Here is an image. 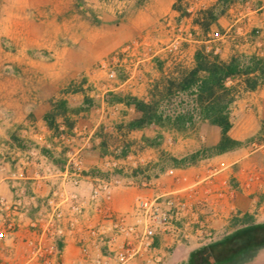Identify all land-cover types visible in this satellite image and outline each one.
<instances>
[{
  "label": "crops",
  "instance_id": "1",
  "mask_svg": "<svg viewBox=\"0 0 264 264\" xmlns=\"http://www.w3.org/2000/svg\"><path fill=\"white\" fill-rule=\"evenodd\" d=\"M176 1L148 0L144 11L147 24H158L159 34L168 42L173 40L169 36L174 34L173 22L186 25L188 44L178 53L177 62L193 66L195 54L203 46L223 60L238 53L264 56V0H235L207 36L194 19L218 0H184L191 17H181L174 10ZM69 3L0 0V198L4 200L0 230L8 219L17 225L12 236L0 238V264H116L112 251L122 249L129 239L137 250L141 245L135 235L127 237L115 231V218L124 217L127 226L143 233L149 217L138 206L144 200L157 201L172 212L178 234H160L150 252L138 254L127 264L177 262L212 239L201 231L203 225H208L214 238L226 231L236 216L251 214L264 221V140L256 150L248 147L188 168L168 169L149 182L142 181V185V179L114 175L105 179L91 174L97 170L114 173L111 153L129 139L141 145L144 137L156 135V129L151 128L130 133L119 130L138 113L125 104L106 102V94L125 92L148 100L151 86L173 71L177 62L172 61L177 58L169 52H157L149 58L154 62L147 60L144 69L131 78L112 77L102 61L126 39L95 32L86 35L84 23L77 22L72 27L64 24L58 31L47 30L52 41L48 54L57 60L38 61L30 53L32 41L38 37L32 28V8L42 9L45 21L53 23L68 14ZM166 16L172 23L164 26L160 20ZM142 30L134 22L127 36L132 38ZM60 38L70 43L57 47ZM70 85L83 92L63 95ZM86 96L95 99L97 105L87 112L68 114L75 124L73 130L69 131L62 118L58 120L61 134L48 127L45 116L55 100L64 98L71 108H79ZM235 105L238 107L233 108L232 116L236 110L241 119L230 136L245 141L262 133L264 138V85L244 94ZM163 133L162 150L170 136L177 140L173 150L169 149L173 152H186L179 143H195L192 139L200 134L206 146L218 144L221 138L220 129L209 124H203L192 138L172 131ZM144 153L152 155L153 161L147 164L160 159L157 149H145ZM78 154L83 161V178L71 168ZM102 180L109 188L94 195L88 187Z\"/></svg>",
  "mask_w": 264,
  "mask_h": 264
},
{
  "label": "trees",
  "instance_id": "2",
  "mask_svg": "<svg viewBox=\"0 0 264 264\" xmlns=\"http://www.w3.org/2000/svg\"><path fill=\"white\" fill-rule=\"evenodd\" d=\"M177 0L174 10L181 17L192 14L183 3ZM78 9L86 6L85 0H77ZM148 0H139L136 7L144 6ZM235 0H218L217 5L203 9L194 19V24L207 36L213 25L218 24ZM92 23L102 26L103 21L93 15ZM264 85V56L260 54L238 53L229 60H223L214 50L206 46L197 50L194 65L191 67L178 64L174 70L156 81L149 89L148 100L132 95H121L109 92L106 102L125 104L134 108L138 116L119 130L126 132L156 129L152 138L142 139V149L160 151L158 162L138 167L131 173L123 171L114 173L93 171L91 174L110 179L127 177L149 182L168 169L188 168L216 156L232 153L240 149L262 143V133L245 141L230 136L234 127L233 107L242 96L255 92ZM83 92L76 85H70L62 94ZM97 105L95 99L85 97L79 108H71L69 102L60 98L52 103V110L45 116L48 127L56 134H61L58 120L73 130L75 124L68 114H80L90 111ZM203 124L220 129L221 138L214 146H204L182 157H176L162 150L165 141L164 131L176 132L183 136L200 131ZM104 145V143H102ZM132 144L127 143L118 150L117 158H126L130 154ZM173 264H264V221H258L251 214L236 216L230 227L200 247L188 252Z\"/></svg>",
  "mask_w": 264,
  "mask_h": 264
},
{
  "label": "rangeland",
  "instance_id": "3",
  "mask_svg": "<svg viewBox=\"0 0 264 264\" xmlns=\"http://www.w3.org/2000/svg\"><path fill=\"white\" fill-rule=\"evenodd\" d=\"M69 12L68 14L59 16L56 21L51 23L50 21L46 22L44 14L45 12L42 9H33L32 8V28L36 30L37 36L32 41V50H31V56L36 58L38 61H41L42 63H52L57 60L56 56H52L48 54V50L52 47V41L49 36L46 35V31L55 30L58 31L64 27V24H67L68 26L72 27L73 25H76L77 22L79 24L82 22L84 23L83 30L86 32V35H92V32L97 33L98 35H101L102 37H112L116 36L119 39H126L124 44L116 49L110 56L105 58L102 61V64L107 61L115 52L127 47V46H134L136 48L134 56L130 57L128 62L126 63V67L129 69L127 73L124 71L120 72V75L124 79L131 78L133 74L139 73L141 69H144V64H148L149 60L154 62L151 58L153 55H155L157 52L159 53H166L169 52L170 54H174L173 59L177 58V62L179 60L180 54H178L180 51L184 50L186 48L187 37L188 33L186 31V25L184 26L180 22L172 23L171 17L166 16L165 18L161 19L160 22L164 26L168 25L169 23H172L171 26L175 25L174 31L171 30V32H174V34H170L171 40L168 42L166 37L161 36L159 34L160 30L158 24L149 25L147 24L146 18L148 17L144 11V6L141 11H139L136 7L137 2L139 0H85L86 6H84L81 9H78L77 7V0H69ZM140 7V8H142ZM93 15L97 17L98 19H101L103 21L102 26H97L92 23ZM73 16H76L78 20L74 19ZM73 20V21H72ZM70 21H72L70 23ZM136 23V26L139 24L143 27V30L138 33L137 36H133L130 38V26L132 23ZM170 26V28H171ZM169 28V29H170ZM76 30V28H74ZM113 32V33H112ZM94 35V34H93ZM70 43L69 39H63L60 38L58 41L57 47H62L64 44ZM54 53V52H51ZM46 56V57H45ZM157 59V56H155ZM44 58V59H42ZM172 59V60H173ZM148 60V61H147ZM178 64H182L181 62H177V64L172 65V67H176ZM101 65V64H100ZM174 70V69H173ZM116 93V92H114ZM116 94L125 95V92H119ZM107 95V94H106ZM238 105H235L233 108H237ZM234 109V110H235ZM233 115V122L235 128H238L239 126V120L241 119L240 114L235 110ZM194 133L188 135L187 137H191ZM107 136V135H106ZM204 135H198L195 136L192 140L195 141V143L183 142L179 143L181 146L186 147V152H179L175 151L173 152V147H175L178 143L175 137L170 136V141L168 142V145L164 151H167L172 156L176 157H182L190 152L196 151L199 149V147H204L206 144L203 142ZM264 140V138L262 137ZM111 142L115 141V138L109 139ZM191 140V141H192ZM130 144H132V148H130V154L131 157L126 159L123 163L128 169V171L123 170H115V171H123L126 174H129L132 172V170L136 167H146L149 164H152L154 162H151L149 164L148 161H153L150 157L152 155H148L144 153L145 149H142L141 145L136 143L133 138V140H128ZM173 143V145H172ZM187 143V144H184ZM126 145V144H125ZM124 145V146H125ZM255 145H258L256 143ZM255 145L251 146V151L256 150L257 147ZM172 149L171 151L169 149ZM175 150V149H174ZM118 154L117 150H115L113 153H111L112 158L116 157ZM111 168L114 170L113 166ZM114 171V172H115Z\"/></svg>",
  "mask_w": 264,
  "mask_h": 264
},
{
  "label": "built area",
  "instance_id": "4",
  "mask_svg": "<svg viewBox=\"0 0 264 264\" xmlns=\"http://www.w3.org/2000/svg\"><path fill=\"white\" fill-rule=\"evenodd\" d=\"M136 48L133 46H127L117 52H115L107 61H105L102 65L109 69L112 77H116L120 75L121 71L125 73L128 72V68L126 67V63L129 58L134 56ZM255 145V144H254ZM256 146V145H255ZM131 157L129 154L126 158H117L113 157L112 166L115 170H123L128 171L125 165H123L124 161ZM125 164V163H124ZM71 168L74 169L76 175L83 178V161L80 154L76 155L71 162ZM138 168V167H136ZM134 168V169H136ZM133 169V170H134ZM132 170V171H133ZM109 188L108 183L105 181H100L98 184H91L88 189L94 193V195H98L100 192L106 191ZM170 205H173V202H169ZM3 209H4V200L0 198V219H3ZM138 210L144 211L148 213L149 223L146 226V229L143 233L138 232V228L135 226H127L124 217L115 218L116 226L115 231L119 233L125 234L127 237H131L135 235L136 240H138L141 248L137 250L133 241L129 239L126 245L119 250L112 251L116 264H127L132 259H134L138 254L148 253L153 248L155 239L163 233H172L178 234L177 226L175 224L176 217L170 211H165L159 202L157 201H148L144 200L140 202L138 206ZM17 229V225L14 221H10L8 219V223L4 226L2 230H0V238H6L7 236H12ZM202 232L208 234L209 237L213 238L212 232L209 230L208 225H203L201 228Z\"/></svg>",
  "mask_w": 264,
  "mask_h": 264
}]
</instances>
